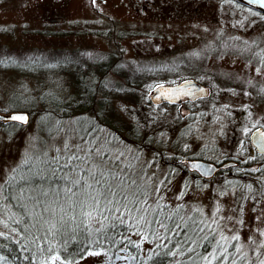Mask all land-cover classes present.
Returning <instances> with one entry per match:
<instances>
[{"label":"rangeland","instance_id":"374dc122","mask_svg":"<svg viewBox=\"0 0 264 264\" xmlns=\"http://www.w3.org/2000/svg\"><path fill=\"white\" fill-rule=\"evenodd\" d=\"M57 49L64 60L73 49L110 53L145 75L139 102L127 94L109 96L120 119L139 120L143 137L138 142L125 130L124 138L115 136L95 119L97 127L91 129L86 115L66 116V106L43 118L41 97L47 106L53 105V99L70 104L78 98V79L95 90L101 81L93 68L89 76L71 64L31 60L55 55ZM168 62L186 65L158 71ZM195 65L222 87L207 75H196L210 87V95L186 104L185 117L179 106L152 102L154 86L188 78ZM117 81L121 77L109 75L102 82L115 87ZM217 104L224 105L222 110L212 109ZM249 109L254 112H246L244 119L251 116L254 123L264 122V14L259 11L232 0H0V112L30 114L26 125H0V193L5 181L25 167L38 168L45 160L66 163L69 157H91L93 165L103 164V171L118 168L123 180L110 187L136 201V209L128 214L130 199L114 198L113 203H122L121 212H116L117 205L110 213L147 222L153 215L179 219L182 211L181 219L211 227L221 247L234 243L237 254L262 264L264 173L254 172L247 183L242 179L249 190L239 191L240 181L229 180L232 175L199 181L182 165L185 157L217 160L234 152L252 124L239 128L230 121ZM106 191H93V197L84 201L108 202L113 196ZM142 198L146 200L141 206ZM68 202L76 205L78 200ZM144 228L133 235V246L141 252L148 248ZM132 255L123 248L115 264H131ZM85 261L91 263V258ZM0 264L9 263L0 255Z\"/></svg>","mask_w":264,"mask_h":264},{"label":"trees","instance_id":"16d2710c","mask_svg":"<svg viewBox=\"0 0 264 264\" xmlns=\"http://www.w3.org/2000/svg\"><path fill=\"white\" fill-rule=\"evenodd\" d=\"M59 51L57 49L55 55L47 53L48 57L42 58L34 56L37 52H22L33 55L34 62L71 64L89 76L94 71L101 81L95 90L78 79V98L70 104L53 99V105L47 106L41 97L43 118L66 106L69 111L66 116L86 115L91 129H96V123L102 124L119 138H124L122 130H125L137 137L134 140L138 142L143 137V131L138 128L139 120L136 116L130 121L120 119L110 106L109 96L122 93L139 102V87L145 75L110 53L95 55L73 49L64 60L58 57ZM49 58H56L55 62ZM109 75L119 76L122 81H117L115 87L105 86L102 81ZM126 139L131 141V138ZM45 161L38 168L25 165L23 171L18 169L19 173H13L14 176L5 181L0 193V255L9 264H53L56 260L62 264H115L118 253L126 247L133 254L131 264H258L237 254L234 243L221 247L211 227L199 220L181 219L182 211L179 219L176 216L157 219L153 215L145 220L147 222L121 219V213H110L117 205L116 212H121L122 203H113L114 198L122 201L128 197L124 198L125 193L113 185L110 187L115 181L123 180L118 168L110 166L103 171L102 163L96 161L93 165L91 157L84 156L69 157L66 163ZM106 190L113 196L108 202L91 205L84 201L87 196L93 197V191L106 193ZM69 198H77L78 203H69ZM132 198H127L131 206L128 214L136 209V201ZM144 200L140 199L141 206ZM177 211L179 214V209ZM143 226H146L144 239L148 244L145 252L133 246V235ZM86 258H91V263H87Z\"/></svg>","mask_w":264,"mask_h":264},{"label":"flooded vegetation","instance_id":"af4514ba","mask_svg":"<svg viewBox=\"0 0 264 264\" xmlns=\"http://www.w3.org/2000/svg\"><path fill=\"white\" fill-rule=\"evenodd\" d=\"M56 21H58V19H56ZM232 43H234V42H232ZM235 44H238V43L235 42L234 45ZM216 58H218V57H215V59ZM166 64H167V66H161V67L159 66L158 71L166 70V72H167L168 70L169 71L176 70L178 67L180 69L182 66L186 65V63H182V62H174V63L168 62ZM179 65H182V66H179ZM160 68H161V70H160ZM172 72H174V71H172ZM196 75H199V77L207 75V76L213 78L211 75H209L208 72L203 71L202 67L195 65L194 71L187 74L188 78L186 77L185 79L179 80L177 82H171L168 84H176V83H179V82L184 81V80H193L196 85L202 86L205 88L206 93L204 95L197 96L195 98H190L188 96L187 98L180 100L178 102H161V103L156 104V105L157 106L158 105H168L170 107L179 106L180 113H181L182 117L187 116L189 114V110L185 108L186 104L188 105V104H192V103L197 102V101L205 100L210 95V87L202 79L198 78ZM213 80L215 81V83H217L219 85L218 81H216L214 78H213ZM160 84H162V83H160ZM220 87H222V86H220ZM221 89H223V88H221ZM256 97H258V96H256ZM223 106L224 105H219V104L213 105L212 109H221L222 110ZM246 112L251 113V112H254V110L253 109H249V111L243 110V113H241L237 117V119L230 121L231 123H234L233 126H236L239 128L244 127L246 125L248 126L249 124H252L247 129H245L244 136L242 139H240V142L238 143V146L236 147V150L234 152L223 153V154H221V156L219 155V159H217V160H207V159H203V157H200V156L199 157H185V158H183L182 165L185 166V168L191 174V176L197 177L201 180H208V179H211L213 177L223 178V177H226L228 175H232L233 177L229 178V179L236 180V181L239 180L240 182L237 186H240L239 191H242V190L246 189V185H248L246 183L249 182V180L247 181L245 179L250 178L254 172L264 173V140L262 142V149L263 150H258L256 148V146L252 143V140H251V134L254 131H256V130L264 131V122L259 123V120H257L258 123H254L253 119H250L251 116H248L247 119H244L246 117V114H247ZM189 158H200V159H203L206 161L213 162L217 166H221L227 162H231L232 164L230 166H227L226 168H219L212 176H210L209 178H205V177L199 176L194 171L188 170L185 162ZM242 179H244V182H246L245 184H241ZM243 186H244V189H243ZM247 188H248V186H247ZM247 190H249V189H247ZM247 190H245V191H247ZM251 191H253V190H251Z\"/></svg>","mask_w":264,"mask_h":264},{"label":"water","instance_id":"95a60500","mask_svg":"<svg viewBox=\"0 0 264 264\" xmlns=\"http://www.w3.org/2000/svg\"><path fill=\"white\" fill-rule=\"evenodd\" d=\"M239 4L246 7L254 9L264 14V0H233ZM206 93V90L202 86L195 84L193 80H184L176 84H158L153 87L151 93L152 102L159 104L161 102H178L187 98H195L197 96H202ZM13 115H23L26 120L15 121L8 119ZM30 120V114L28 111H10L7 113L0 112V122H17L20 124H26ZM252 143L256 146L258 150L262 149V142L264 140V131H254L251 134ZM186 166L188 170L196 172L199 176L209 178L212 176L219 168H226L232 163L227 162L221 166H217L215 163L206 161L200 158H189L186 160Z\"/></svg>","mask_w":264,"mask_h":264},{"label":"snow or ice","instance_id":"6c2138e0","mask_svg":"<svg viewBox=\"0 0 264 264\" xmlns=\"http://www.w3.org/2000/svg\"><path fill=\"white\" fill-rule=\"evenodd\" d=\"M8 119L23 122V121L26 120V117L23 116V115H13V116H11V117H8Z\"/></svg>","mask_w":264,"mask_h":264},{"label":"bare ground","instance_id":"6f19581e","mask_svg":"<svg viewBox=\"0 0 264 264\" xmlns=\"http://www.w3.org/2000/svg\"><path fill=\"white\" fill-rule=\"evenodd\" d=\"M254 10V9H253ZM256 11V10H255ZM2 123H6V124H10V123H14V124H19V125H26L29 123V121L26 123V124H20V123H17V122H2Z\"/></svg>","mask_w":264,"mask_h":264}]
</instances>
